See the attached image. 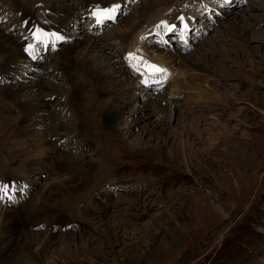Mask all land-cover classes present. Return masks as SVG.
<instances>
[{"label":"rangeland","instance_id":"rangeland-1","mask_svg":"<svg viewBox=\"0 0 264 264\" xmlns=\"http://www.w3.org/2000/svg\"><path fill=\"white\" fill-rule=\"evenodd\" d=\"M52 1L20 0L27 10L20 21L45 50L39 44L29 51L19 34L12 39L0 30V40L15 41L19 54L39 58L41 67L30 70L24 56L13 60L0 70V88L38 93V113L48 116L29 136L23 125L28 138L9 139L4 126L12 125L11 115L0 109V206L51 190L64 153L94 175L72 196L51 201L64 222L27 227L54 237V256L38 264H264V0H87L100 2L85 5L82 16L76 0ZM71 4L74 16L67 13ZM113 5V19L87 16L90 8ZM32 6L43 17H34ZM7 9L0 24L17 19ZM59 10L63 20L55 19ZM147 16L144 30L137 20ZM117 36L127 44L122 50L111 44ZM134 37L144 44L139 52L129 44ZM83 47L90 62L107 65L119 94L129 93L117 100L122 111L112 127L101 123L105 100L90 89L76 96L75 119L55 106L65 104L66 82H83L73 73L63 82L59 71L70 65L61 56L74 58ZM54 71L51 81L46 75ZM80 126L93 138L85 152L68 144V133ZM33 138L37 154L24 158L20 142L25 147ZM29 173L42 177L38 185Z\"/></svg>","mask_w":264,"mask_h":264},{"label":"bare ground","instance_id":"bare-ground-1","mask_svg":"<svg viewBox=\"0 0 264 264\" xmlns=\"http://www.w3.org/2000/svg\"><path fill=\"white\" fill-rule=\"evenodd\" d=\"M58 1L65 3V0H56L52 2H58ZM100 1L107 2V5H108L113 0H100ZM100 1L88 2L87 0H84V2L82 1L83 3L80 4L81 1L76 0L75 2H73V4L75 5V7H77L76 9L77 12L80 14V16H82V14L84 13L83 10H84L85 5L87 7L93 6V5H96V3H99ZM4 3H5L4 6H0V18L4 17L5 11L9 7H13L14 10L18 12L17 19L16 17H14V19H12L11 21H4L2 24H0V30H4L8 35L12 37V39H14L18 37V31L22 27L21 26L22 21L20 20L25 19L27 10L23 8L22 4L20 3V0H17V1L16 0H3V4ZM66 6L68 8V11H67L68 16H74L75 13H74L72 4L70 6L68 5ZM101 6L106 7L104 5H101ZM13 8L12 9L10 8L7 10L11 12ZM32 8H33L34 17H43L41 15L43 13L39 12L37 8L34 9L33 6ZM51 9H52V6L48 9V12H50ZM85 12H87V10H85ZM64 18L65 17L62 16V11L59 10L58 13H56L55 19L63 20ZM147 19H148V16L145 17L144 19L137 20L141 22V24L139 25H141L144 28V30H148V28H145L144 26V22ZM135 23L132 22L131 24H128V25L134 26ZM14 27H17L16 28L17 30L15 29V31H13V33L15 34L11 33L10 31V29ZM121 39L122 37L117 36L111 44L119 49L121 48L122 50L123 46L127 44H124V45L121 44ZM133 43L136 44L134 52H137V51L139 52L138 46L139 47L141 46L142 48L144 46V44L140 43V41H138L135 37L132 40V42H130L129 44L133 45ZM19 44H20L19 46L23 48L24 43H22V41H19ZM86 51H89V47H83L82 49H80L77 52L76 57L74 58H68L66 56L64 57L61 56V61L70 65V70L68 72H64V75L61 71H59L61 73L60 75H62V77L65 78L63 82H66V80H68L66 79V77L70 78L69 73H73L74 76L79 75L80 77H83V82L77 83V84L71 83L70 86H68L66 82L65 84V86H67L66 90L65 89L63 90L67 91V89H69L70 92L69 91L60 92L65 97V101H64L65 104L62 105L61 102H57L55 106L59 107V109H61V112L69 113V117L75 119L80 114V109L76 108V106L74 105L77 101L76 96L83 93L85 89H90L91 91L95 92L96 96L105 100V102H102V108L106 110L103 113L104 119L101 123L105 126L112 127L113 122L115 121L117 116H119L120 112L122 111V109L118 105L117 100L122 99L123 97L129 96V93L119 94V91L116 90V86H114L111 83L112 78H111L110 73L108 74L109 70H108L107 65L106 64L100 65V64H95V63L90 62L89 59L87 58ZM145 52L147 51L145 50ZM24 53L22 51V54L21 55L19 54V49L15 41L9 42L7 40H0V70L8 67L13 60L17 63H20L22 61L23 56L28 61V64L25 66H28L30 70L31 69L41 70L39 58L37 57L38 59H35V60L29 59L28 57H26ZM130 53H132V51L129 52V54ZM127 54L124 53L125 56H128ZM147 54H150V53L147 52ZM151 56L152 58L157 59L156 55L152 54ZM170 64L171 66L175 65L173 61H170ZM12 66L13 65H11L9 68H6V69H10L12 68ZM22 67L24 66H21L20 68ZM55 68L57 67L55 66ZM64 70L66 71V68ZM6 73H9V72H6ZM52 73H49L46 75L49 78H51V81L53 80V78H58L57 76L58 74H56L57 71H54L53 75ZM26 91H27V88L21 85L14 86L12 88H5V87L0 88V109L8 110L11 115V117L9 118V121L12 122V125L10 124L9 126H6L7 128L4 126V131L8 135L9 139H12V138L16 139V138L23 136L25 132L28 131V130H24L26 128H29L28 136L31 135L33 132L32 128L35 127L34 125L43 126L44 122L42 121L44 119V116L48 117L47 113L44 114V116L38 113L39 110L44 106L42 104V97H40L38 93L26 94ZM61 94L59 95L61 96ZM50 106H53V104H51ZM8 108H11V109H8ZM95 116L97 115L95 114ZM0 122H2L1 119H0ZM85 122H89L88 118H86ZM5 123L7 122L4 120V125ZM23 125H24V129H23ZM54 125L55 124H52V126ZM58 126L63 128L62 124H58ZM49 129L47 130V132L49 131ZM68 134L70 135V141L68 142V144H70L71 146L75 144L76 145L75 149L78 152L87 151V147L89 145H92L93 143L92 136H90L88 132L85 130V128L82 126L78 127L75 131H72ZM28 136H23V137L28 138ZM20 147L22 148L21 150L24 151L23 152L24 158H31L34 154H37L36 152L37 144L34 141V138L31 140V142H28V144L25 145V147H24V144L20 142ZM64 154L62 155L64 157H62V159L59 160L54 165V169H53L54 172L58 171L62 175L60 179L55 180V183L51 190L42 193L39 197L33 199L32 201L26 202V203L25 201H27L28 198L29 199L31 198L30 193L27 194V197L21 198V201L18 203L11 204L9 203V200H6L5 204H1L0 206V264H38L43 261V258L46 255L54 256V252L51 250L52 248L51 246L53 245L52 241L54 240V237L51 234H47V235L41 234V233L36 234L33 231H26V230L32 229L34 224L36 225L38 222H41L42 219H44V221L46 219L51 222L54 220H59L61 218V220L64 222L63 220L64 214L62 213V216L60 215L59 205L55 203H51V201L53 200L54 197H58L64 200L67 197L72 196V194L77 192L84 184L88 183V181H90L94 175L93 167H82L77 164H74L73 162L69 161L67 159V156H65ZM19 162L21 163V161ZM2 171L3 170L0 169V174H1V177H4V175H2L3 173ZM25 177H28V178L33 177L34 180L36 181V185H38V183L42 180V177H40V179L39 178L37 179L36 178L37 175H33L31 173L27 174ZM22 178H20L19 180L25 183L24 179ZM48 179H51V178H48ZM22 206H23V210L30 211V212L27 211L28 216H26L27 214L23 212ZM50 222L47 223L49 225L48 227H51L52 223L50 224ZM45 223L46 222L42 224L45 225ZM53 225H55V223L52 224V226ZM38 228L40 227L37 226L32 230H37ZM50 232H53V231L50 230ZM58 242L59 240L57 241V243ZM35 245H37L36 248H34Z\"/></svg>","mask_w":264,"mask_h":264},{"label":"snow or ice","instance_id":"snow-or-ice-1","mask_svg":"<svg viewBox=\"0 0 264 264\" xmlns=\"http://www.w3.org/2000/svg\"><path fill=\"white\" fill-rule=\"evenodd\" d=\"M118 8H119V5H113L112 7L108 9H103V10L98 11L97 13H94V15L97 16V23H101L105 19H113ZM169 31H171V29H169ZM37 38L39 39V37ZM149 67H151L153 71H160V69L156 68L155 66H149Z\"/></svg>","mask_w":264,"mask_h":264}]
</instances>
